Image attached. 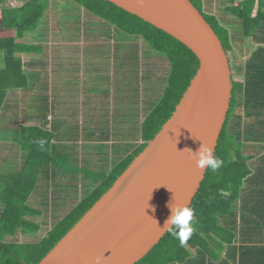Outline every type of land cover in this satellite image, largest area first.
Returning <instances> with one entry per match:
<instances>
[{
	"label": "trees",
	"instance_id": "trees-1",
	"mask_svg": "<svg viewBox=\"0 0 264 264\" xmlns=\"http://www.w3.org/2000/svg\"><path fill=\"white\" fill-rule=\"evenodd\" d=\"M23 1L20 7L3 8V0H0V13L8 15L10 27L16 29L15 35L5 38L2 48L5 60L0 68V119L7 113V107L6 111L4 109L10 89L17 88L24 76L17 55L41 49L19 39L37 29L50 0ZM72 1L116 30L118 37L124 39L118 50L128 39L139 38L158 54L168 68L167 86L141 123L142 142L109 173L103 174L101 182L56 221L38 242L18 241L15 237L19 233L40 230V224L32 219L40 212L32 203L34 196L30 197L40 181L42 163L51 167L60 157L69 155L60 150L65 146L63 143L53 142L57 134L42 126L18 127V120L12 122L11 118L5 124L0 121V137L11 132L9 136L27 152L19 170L0 169V264H38L154 138L198 71L199 59L186 44L140 16L109 0ZM191 1L220 37L232 70L234 87L230 109L214 155L221 159L222 165L215 172L207 169L193 199L194 222L189 237L181 243L177 236L167 232L149 254L135 264H186L194 257L196 248L204 260L212 261L225 247L240 240L243 242L239 264H264V246L254 245L264 243V168L258 170L257 166L253 170L249 165L250 157L245 154V147L252 142L264 145V37L258 35L264 34V0ZM238 19L242 37L253 45L246 58L247 47L233 44L239 37L232 32ZM40 111L44 110L40 108ZM41 146L49 148L47 155L41 153ZM8 236L15 237L9 239Z\"/></svg>",
	"mask_w": 264,
	"mask_h": 264
},
{
	"label": "water",
	"instance_id": "water-1",
	"mask_svg": "<svg viewBox=\"0 0 264 264\" xmlns=\"http://www.w3.org/2000/svg\"><path fill=\"white\" fill-rule=\"evenodd\" d=\"M186 44L198 71L170 118L38 264H135L160 242L170 203L191 208L208 168L193 152L215 155L230 109L233 76L211 24L191 0H109ZM154 209V210H153Z\"/></svg>",
	"mask_w": 264,
	"mask_h": 264
},
{
	"label": "crops",
	"instance_id": "crops-1",
	"mask_svg": "<svg viewBox=\"0 0 264 264\" xmlns=\"http://www.w3.org/2000/svg\"><path fill=\"white\" fill-rule=\"evenodd\" d=\"M86 12L85 8L82 7L80 9V17H84V19L76 21L78 25L77 29L70 30V25L67 26L66 24L67 21L64 20L65 23H63V21L57 20L56 23L59 28L57 29L56 26L50 28L53 36H51L49 41H46L42 35L38 37L39 43H33L27 39L28 34L32 35L35 32H40L41 24L37 30L28 32L19 39L26 43L41 46V49L32 53H21L17 55L21 60V72L24 76L20 79L17 88L10 89L11 94L9 93L6 99L4 111H6V107L8 110L17 102V106L20 109V115L18 113V127L22 125L42 126L52 131L57 134V137H53V142L59 141L63 143L65 146L60 147V150L62 151L63 149L68 155L70 145L74 142L75 150L78 151L82 160L79 161L81 173L84 170L91 172L93 168L98 167L101 162L99 154L101 151L106 154L108 148V155L113 153L114 157H111L108 161V169L105 172L107 174L117 162L127 153H130L142 141L140 137L141 123L152 106L157 103L163 94L167 86L169 74L168 68L164 66L158 54L153 51V56H157V62L153 64L150 57V61L146 65V73L140 74L141 72L139 73V70L142 66L140 64L141 58L138 56V48L140 47L139 42L141 40L139 38L128 39L124 42L126 44L118 50L120 41L124 39L118 37L113 27H108L104 21L96 16V18L94 16L90 19L85 18V15L89 14H86ZM236 22L237 25L233 27L232 32L233 35L238 34L236 36H239L241 31L240 20L238 19ZM89 23L93 26L92 31L87 29L90 26H87ZM107 33L111 36V40L117 38V41H115V45L113 46H111L109 41L111 54L108 56V69L110 70L108 75L111 77V83H109L110 85L108 87L104 86V93L102 94L101 87L98 83L101 68L99 66L100 63L95 59L96 65H94L95 69L92 72V68L87 70V60L89 59V50L96 52L103 43L106 44L107 40H110L107 39ZM115 34L116 36H114ZM258 35L259 37H264L262 33ZM242 39L243 45L247 47L245 56L247 57L253 50V45L251 42H246L244 37ZM44 42L49 43V46L43 45L42 43ZM44 51H48L49 54ZM4 55L5 51L3 50L0 55V68L3 66V60H5ZM106 74L104 68L102 75L107 81V78H105ZM140 77L141 80L139 79ZM146 82H151V84L149 86L147 85L145 90L143 87ZM107 90L109 95L106 96ZM15 92H17L16 98L13 96ZM117 93L120 96L116 99ZM103 97H105L107 105H104L101 114L112 116L113 122L120 123L130 122L131 116L134 115L135 130L130 128L126 129L122 125H116L117 133L109 135L108 132H111V127L106 129V125H100L96 129L90 130L89 128L91 126L86 127L85 123L88 120L85 118V115L87 117L96 115V113L92 114V112L86 110L90 105L87 101L97 103L95 104L97 107L100 106L98 102ZM125 100H127V103ZM120 106L125 107V109L120 108ZM40 108L44 111H40ZM117 118H120V120ZM8 120L6 114L1 116L0 121L4 124ZM127 131H134L133 136L129 135ZM9 135L11 134L6 135V133H3L1 135L0 152L1 150L6 151L8 140L13 139ZM75 142H78V144ZM262 144L260 142H252L245 147V154L250 157L249 165L253 170L257 166L258 170L264 168V145ZM114 150L117 151V154L120 152L122 156L116 155L115 157ZM86 152H89V157H92V160L85 159ZM25 154L22 153L21 155L19 149L18 159L14 161V163L17 161L18 169L24 163V157L27 156V153ZM4 158L5 153L2 157L0 156V169L7 168L2 165L8 164L6 161H10ZM77 180L76 194L77 192L78 194L85 192L87 194L88 190L95 188L101 182L100 178L99 183H87L85 185L87 187L85 188L82 184L79 186V178ZM81 180L83 182L85 176ZM69 201L66 200V203L69 204ZM52 206L50 211L45 212L47 214L45 217L47 219L50 217L52 223L48 231L55 224V222H52L53 218H59L60 220L67 214L64 215L63 213L65 205L57 204L54 206L52 203ZM241 242L243 240L236 242L232 246H228L227 253L225 250L222 251L220 254L215 255L216 259L212 261L208 259L204 260L205 257L203 254L197 250L193 255L194 257L190 259L191 261L189 260L190 262L188 261L189 263L187 262L186 264H229L230 262L231 264H239L242 251L240 250ZM253 244L251 243V245ZM263 244L260 241L254 245L262 248L264 246Z\"/></svg>",
	"mask_w": 264,
	"mask_h": 264
},
{
	"label": "rangeland",
	"instance_id": "rangeland-1",
	"mask_svg": "<svg viewBox=\"0 0 264 264\" xmlns=\"http://www.w3.org/2000/svg\"><path fill=\"white\" fill-rule=\"evenodd\" d=\"M22 3L24 4L22 0H3L1 7L2 6L3 8L20 7L23 5ZM81 8L82 6L74 3L72 0H50L49 7L47 8V10L43 14L42 18L39 20V23L37 25V29L40 26V24L42 25L40 32H35V34H32V35L28 34L27 39L33 43H37V42L39 43L40 41L38 37L39 35H42L46 41H49L51 36H53V33L50 30V28L53 26H56L57 29L59 28L56 23L57 20L63 21V23H65L64 20L67 21L66 24L67 26L70 25V30L77 29L78 25L76 21L84 19V17H80ZM89 14L85 15V18H89V19L93 18V15H89ZM52 21L54 22L52 23ZM90 24L91 23L87 24V26ZM87 29L92 31L91 29H93V26L90 25L87 27ZM15 34H16V29L13 27H10L8 15H3L0 13V55L3 52L2 48L4 46L5 38L11 35H15ZM242 34L243 32L240 31V35L238 39L233 41L234 45L243 44ZM114 36H116V34ZM110 37L111 36L107 33V39H110V40H107L106 44L103 43V45L99 47L98 51L91 52V50H89L90 51L88 53L89 59L87 60L88 61L87 70L89 68H92V72L95 69L94 65H96L95 59H97L98 62L100 63L99 66L101 67L100 68L101 75L99 72L98 83L101 87L102 94L104 93V86L108 87L110 85L109 83H111V79H110L111 77H109L108 75L110 73V70L108 69V66H109L108 56L111 54L110 52L111 46L115 45V41H117V38L111 40ZM109 41H110L111 46L109 44ZM42 44L45 46H49V43L47 42H44ZM139 45L140 47L138 48V53H139L138 56L139 58H141L140 64L142 66V68H140L139 70V73L141 72L140 74H145L147 71V66H146L147 62L150 61L149 58L151 57V61L154 64L157 62V56H153L154 53L149 49L147 45L144 44V42L140 41ZM44 52L49 54L48 51H44ZM104 68H105V74L107 73L105 76V78H107V81L103 78V75H102ZM139 79L141 80V77ZM150 84L151 82H146L143 88L146 90L147 85L149 86ZM107 95H109L108 90H107L106 96ZM13 96L16 98L17 92H15ZM118 96H120L119 93H117L116 99ZM125 101L127 103V100ZM87 102L90 103V105L88 106V108H86V110H88V112H92V114L96 113L95 116L87 117L85 115V118L88 120L85 123L86 127L91 126L89 130L96 129V127L100 125H106V129L108 127H111V132H108L109 135H113L117 133L116 125H122L126 129L130 128L132 130H135L136 124L134 123V118H135L134 115L131 116L129 120L130 122L120 123V122H113L112 116H105L101 114L104 105L105 106L107 105V101H105V97H103V99L98 102V105L100 106H97V107L95 106V104L97 103L91 102V101H87ZM121 107L122 109H125V107L120 106V108ZM6 112H7L6 113L7 118L8 119L11 118L13 120L12 122H15V119L18 120V116L20 115V109L17 106V102L16 104L12 105ZM117 119L120 120V118H117ZM20 121L22 122L21 119ZM99 121H105V122H99ZM133 132L134 131H127V133L132 136H133ZM141 142H139L138 144H140ZM73 143L70 145L68 157H63V156L60 157L58 159V163L51 167L46 166L42 163V166L39 172L40 181L38 183L37 188L33 191V194L30 197L32 199L33 196H35V198L32 199V203L34 204V207H36V209L40 212L37 218H32L35 220L36 223L40 224V230L35 231V232L25 233V234L19 233L17 237L14 236L15 239H18V241L31 243V242H38L39 240H41V238L47 234L48 228L52 224L51 218L49 217L47 219L45 217L47 215L45 212L50 211V208L53 207L52 203L54 204V206H56L57 204L65 205L63 208V213L64 215L68 213L75 204H77L85 195H87L92 190V189L88 190L87 194L86 192L80 193V194H78L77 192L76 194L75 191L77 189V181H78L77 179L79 178V186L80 184L85 186L87 183H90V182L99 183L101 176L105 174L106 170L108 169V165H109L108 161L110 160L111 157H114L113 153H110L108 155L109 150L107 148L106 154H104L102 151L99 154V159L101 160V162L99 163L98 167L93 168L91 172L84 170L81 173V170L79 169L80 168L79 161H82V160L80 158V155L78 154V151L75 150L76 147L73 145ZM75 143L78 144V142H75ZM19 149H20L21 155L22 153L23 154L27 153L24 151L22 144H18V142H16L14 139L8 140L6 151L1 150L0 156L2 157V155L5 153L4 159H8L10 161H6L8 164L2 165V166H6L7 168L13 169L11 171L19 170L17 161L14 163V161L18 159ZM40 150L42 151L41 153H44L46 155L49 153L48 147L41 146ZM114 152H115V157L116 155L122 156L120 152H118V154L116 150H114ZM85 156H86L85 159L92 160V157H89V152H86ZM25 158L26 156L24 157V160ZM83 176H85V180L82 182L81 179ZM86 187L87 186H85V188ZM66 200H70L69 204L66 203ZM57 220H59V218L58 219L53 218L52 222H56ZM262 230L263 229H261V231ZM14 237L8 236L7 238L10 239ZM198 249L199 248H196L195 251H197ZM224 249L227 253V247H225Z\"/></svg>",
	"mask_w": 264,
	"mask_h": 264
},
{
	"label": "clouds",
	"instance_id": "clouds-1",
	"mask_svg": "<svg viewBox=\"0 0 264 264\" xmlns=\"http://www.w3.org/2000/svg\"><path fill=\"white\" fill-rule=\"evenodd\" d=\"M187 150L195 156L197 167L201 169L210 168L215 172L222 165L221 159L214 157L211 149L204 143L201 144L198 151ZM169 207L171 215L165 221L163 229L177 236L183 243L192 232L191 224L194 222V212L188 206H181L173 202Z\"/></svg>",
	"mask_w": 264,
	"mask_h": 264
}]
</instances>
